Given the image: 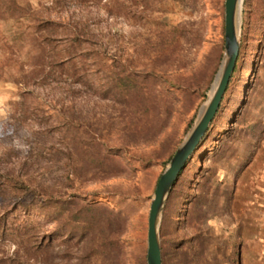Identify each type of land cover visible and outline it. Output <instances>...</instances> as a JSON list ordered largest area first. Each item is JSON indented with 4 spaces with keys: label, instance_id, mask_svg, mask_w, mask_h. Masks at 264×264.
<instances>
[{
    "label": "rangeland",
    "instance_id": "rangeland-1",
    "mask_svg": "<svg viewBox=\"0 0 264 264\" xmlns=\"http://www.w3.org/2000/svg\"><path fill=\"white\" fill-rule=\"evenodd\" d=\"M116 1L0 0L7 13L0 20V160L19 166L38 149L45 165L60 164L53 173L16 169L31 179L27 191L0 199L7 207L0 209L7 231L0 258L10 264H97L93 233L70 230L77 204L86 203L108 210L96 211L95 221L112 227L109 211L120 219L108 236L107 264H146L157 181L223 59L224 0L118 1L123 12ZM33 16L60 27L41 36ZM72 28L91 39L79 45L77 61L64 64ZM239 37L220 110L165 203L163 264H264V0H243ZM139 93L155 95L154 104H124ZM76 117L85 124L68 125ZM37 119L56 127L55 135L61 124L62 137L32 144ZM53 175L55 199L64 201L57 221L34 202ZM60 224L66 235L53 239ZM41 237L53 242L38 252Z\"/></svg>",
    "mask_w": 264,
    "mask_h": 264
},
{
    "label": "trees",
    "instance_id": "trees-1",
    "mask_svg": "<svg viewBox=\"0 0 264 264\" xmlns=\"http://www.w3.org/2000/svg\"><path fill=\"white\" fill-rule=\"evenodd\" d=\"M118 1H124V0H117L116 2H114V4L117 5V10L120 12H123L126 9V6H125L124 2L118 3ZM0 14H1V18H0L1 21L7 20V18H6L7 13L6 12L1 13V11H0ZM24 17L25 16H22V18H24ZM18 20H20V19H18ZM32 20L35 21V24L33 25L34 26L33 27L34 32L40 34L41 36H43L44 32L49 34L52 32V30H56V28L60 27L59 23H56V22L51 21V20L46 19V18H39V17L33 16ZM66 38L67 39L64 41L65 42L64 49H62L63 52H62L61 60H62V62H64V64L74 63L75 61L78 60L77 58L80 57V54L78 52L79 45L81 43H83V41H85L86 43H89L91 38L86 37V35L81 33L77 28H72L71 32H69L66 35ZM45 41L46 40L43 39V42H45ZM51 52H53V51H51ZM37 55L40 56V57L38 56V58H40V59H43L45 56V55H43V50H41V49H38ZM52 58H53L52 55L48 56L49 62H52L51 61ZM237 60H238V58H237ZM237 60H236V63H237ZM236 63H235V67H234L233 72L235 71ZM72 67H74V64H72ZM230 79H231V77H230ZM121 81L122 80L119 79V83H121ZM229 82H230V80H229ZM229 82H228L227 88L224 92V95L227 92L228 86L230 84ZM224 95H223V97H224ZM154 96L155 95L152 96V94H145L144 95L141 93L135 94L134 96L130 94V95L126 96V101L124 104H128L129 108H131V109L133 107H135L137 104H140V106H145L149 103L154 104V101H153L155 98ZM223 97H222V100L220 102V105H219V108L217 110L216 115L218 114V112L220 110V107H221V104L223 101ZM133 109H135V108H133ZM216 115H215V117H216ZM74 116H78V115H74ZM215 117L213 118L212 122L210 123L206 134L201 139L200 143L196 147L193 154L196 152V150L198 149V147L200 146L202 141L205 139L212 123L214 122ZM65 118H67V117H65ZM76 118L77 119H75V118L69 119L68 125H74L76 127L77 125H82V124L84 125L85 124L83 122V119L80 120L79 117H76ZM37 120H39V119H37ZM38 124H39L38 128L34 132L31 131V134H30V138L33 140L32 144H38V143H45L44 145L51 144V141H54V137H56V136L62 137V132H64V130H65L63 128H60L61 124H58L57 126L59 128V132H58V135H55L56 134V127H54L53 125H48L47 123H41V120H39ZM85 126H87V125H85ZM64 127L66 128V126H64ZM74 140H75V138L71 139L70 142L75 144ZM37 152H38V149L30 150L28 153V156L25 157L24 161L19 166L14 165V164H10V165L8 164V165L4 166V163L0 160V199L10 200L9 198H10V195L12 194V192L19 191V194H25V190L27 191L26 187H28V186L26 184H28L31 179L28 177V181H24V178H27V176H25L24 173H17V175H16V173H14L16 169H18L21 172L26 171V173H39V172L53 173V169L58 170L60 168V164H58V168H54V166L45 165V161L41 157L42 154H37ZM66 155L70 156V153L68 151H66ZM191 157H190V159H191ZM190 159L187 161V163L190 161ZM187 163H186V165H187ZM186 165H185V167H186ZM185 167L180 172L174 186L172 187L166 203L168 202V199H169L179 177L181 176L183 170L185 169ZM58 181H59L58 176L53 175L49 179L48 183H46V184L41 183V185H40V190H42L41 200L34 201L35 204H37L36 205L37 207L39 205V207H42V209L48 208V210L51 211L54 214V216H56V219H55L56 221L59 220L58 217L62 215L63 210H61V209L63 208L62 205H64V201H61L60 197L55 199L54 191L60 188V184L58 183ZM49 187L54 188V189H52L50 192L45 193L44 189L49 188ZM33 192H35V191H33ZM77 205L79 207H78L77 211L74 213V215L77 216V218L74 217L73 223L70 224V226H71L70 230L77 229V230H80V232L82 234H85L87 230L91 231L93 233L94 241L97 243V245H96L97 246L96 252L98 253V257L96 258L97 264H107V261L109 259L108 255H107L108 254V242L110 244H113V243H111V241H109L108 236H114V235L116 236V234H117L116 227L118 226V219H119L118 216L116 214H114L113 212L109 211L108 217L113 219V224L111 227L110 225H105L102 220L95 221L96 220V211H99L101 213L104 211H108L105 207H102L99 204H92V203L77 204ZM1 206H2V208H0V209H2V210L7 209V207L4 208L3 204H1ZM52 207H54V208H52ZM52 210H54V211H52ZM1 216H3V214ZM1 216H0V240L7 235V231L4 227L5 221L3 220V218H1ZM57 229H60V231H59V233L56 232L57 237L53 238V239H57L58 237H60V238L65 237L66 233L63 232V230H66V229L63 228V225H61V224L58 225ZM77 230H75V231L77 232ZM62 233H64V234L62 235ZM53 239L52 240H51V238L50 239L49 238L44 239L42 237H41V239H36V241H35L36 242V249L38 250V252L43 251L45 248L49 247L50 244L53 242ZM161 257H162V251H161ZM0 264H10V263L6 259L0 258Z\"/></svg>",
    "mask_w": 264,
    "mask_h": 264
},
{
    "label": "water",
    "instance_id": "water-1",
    "mask_svg": "<svg viewBox=\"0 0 264 264\" xmlns=\"http://www.w3.org/2000/svg\"><path fill=\"white\" fill-rule=\"evenodd\" d=\"M243 0H224V54L209 95L200 106L194 122L176 148L167 167L160 175L149 207L146 264H162L159 223L166 200L180 172L206 134L233 73L240 42L238 20Z\"/></svg>",
    "mask_w": 264,
    "mask_h": 264
},
{
    "label": "bare ground",
    "instance_id": "bare-ground-1",
    "mask_svg": "<svg viewBox=\"0 0 264 264\" xmlns=\"http://www.w3.org/2000/svg\"><path fill=\"white\" fill-rule=\"evenodd\" d=\"M241 6H240V11H241ZM238 27H240V19L238 20Z\"/></svg>",
    "mask_w": 264,
    "mask_h": 264
}]
</instances>
